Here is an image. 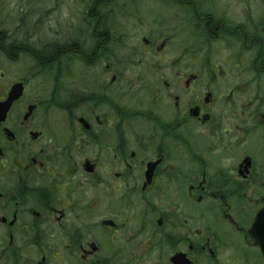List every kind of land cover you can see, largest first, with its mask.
Here are the masks:
<instances>
[{
  "label": "flooded vegetation",
  "instance_id": "obj_1",
  "mask_svg": "<svg viewBox=\"0 0 264 264\" xmlns=\"http://www.w3.org/2000/svg\"><path fill=\"white\" fill-rule=\"evenodd\" d=\"M63 1L0 0V264H264V0Z\"/></svg>",
  "mask_w": 264,
  "mask_h": 264
},
{
  "label": "rangeland",
  "instance_id": "obj_2",
  "mask_svg": "<svg viewBox=\"0 0 264 264\" xmlns=\"http://www.w3.org/2000/svg\"><path fill=\"white\" fill-rule=\"evenodd\" d=\"M17 1V2H15ZM213 3L215 4L216 7H219L223 4V0H212ZM152 6H157L158 3L157 2H152L151 3ZM21 4H18V0H9V19L13 18L14 17V14H15V11L18 10V11H21L20 10V7ZM257 8L258 10H260L259 7H257V4L254 3V8ZM255 8V12H256V9ZM141 10L143 12L144 15L147 14V10L145 7H141ZM7 21V20H5ZM11 20H9V25H8V22L7 24H4L5 26L7 25V27L11 26V23H10ZM203 64V63H201ZM81 69L80 65L78 62H73L72 63V66H71V70H70V74H71V71H72V75H65V74H62V85L66 86L68 85L70 82L73 81V78H76L75 76V73L76 72H79V70ZM76 71V72H75ZM64 73V72H63ZM133 76H134V73H129V72H125L124 73V77H125V81L126 83L129 82V81H132L133 80ZM45 82L47 85H49L51 83V78H52V72H46L45 73ZM171 77L170 75L168 76V78ZM262 81H264V75L262 76ZM138 87H140L138 84H136ZM200 91H203V88L201 85H200ZM135 89H137L136 86H133L131 84V86H128L127 87V90H128V93H126V96H130L132 98V94L135 92ZM211 89L213 91V94H214V97H217V96H221L223 91H225V88L222 89V93H219L217 92V89H216V84H213L211 85ZM151 90V91H149ZM241 90L244 92L243 95H254L255 93V90H254V87H253V90H251L250 88L248 87H243L241 88ZM257 90V89H256ZM146 91H149L148 95L144 96L142 99H173V96L171 94H180L182 95L183 92L182 90H179V92H176V91H171L168 92V91H165L163 88H162V85L160 83H157L155 82L154 85L152 87H147L146 88ZM262 93H264V88L262 87L260 90H259ZM184 97H181L183 99H188L189 97V93L188 92H184ZM129 99V98H128ZM137 101L135 100L134 103H136ZM138 102H142V104L144 105H149L150 104V101H147L145 102L144 100H141V101H138ZM127 124H129L132 128L134 129H138V130H141V131H145V132H151L152 131V125L149 124L147 121H144L142 120L140 117H136L134 119H130L127 121ZM192 142L195 143V144H199L198 147L200 148H204V144H203V139L202 138H195V137H192L191 138ZM213 159V158H212ZM191 211H197L198 208H205L207 209L208 208V205L207 203L205 205H191ZM208 213V212H206Z\"/></svg>",
  "mask_w": 264,
  "mask_h": 264
},
{
  "label": "water",
  "instance_id": "obj_3",
  "mask_svg": "<svg viewBox=\"0 0 264 264\" xmlns=\"http://www.w3.org/2000/svg\"><path fill=\"white\" fill-rule=\"evenodd\" d=\"M19 91H20L19 88L17 86H14L12 92L10 93V97L15 98L19 94L18 93Z\"/></svg>",
  "mask_w": 264,
  "mask_h": 264
},
{
  "label": "trees",
  "instance_id": "obj_4",
  "mask_svg": "<svg viewBox=\"0 0 264 264\" xmlns=\"http://www.w3.org/2000/svg\"><path fill=\"white\" fill-rule=\"evenodd\" d=\"M23 3H28V2H27V0H22V4H23ZM22 4H21V5H22ZM23 7H24V6H23ZM20 12H21V13H20ZM20 12L17 13V14L15 15L17 18H18L19 16L22 17V15H25V14L22 12V10H21Z\"/></svg>",
  "mask_w": 264,
  "mask_h": 264
}]
</instances>
